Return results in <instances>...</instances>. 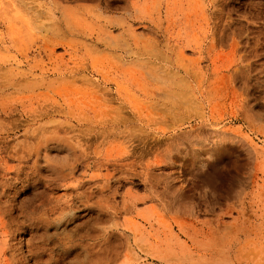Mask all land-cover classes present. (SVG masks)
<instances>
[{"label":"rangeland","instance_id":"374dc122","mask_svg":"<svg viewBox=\"0 0 264 264\" xmlns=\"http://www.w3.org/2000/svg\"><path fill=\"white\" fill-rule=\"evenodd\" d=\"M0 264H264V0H0Z\"/></svg>","mask_w":264,"mask_h":264},{"label":"bare ground","instance_id":"6f19581e","mask_svg":"<svg viewBox=\"0 0 264 264\" xmlns=\"http://www.w3.org/2000/svg\"><path fill=\"white\" fill-rule=\"evenodd\" d=\"M235 43V42H234ZM235 45V44H234ZM125 52V51H124ZM127 53V52H126ZM141 56V55H140ZM2 68V67H1ZM117 86H119V85H117ZM161 95V94H160ZM164 95V94H163ZM2 110V109H1ZM111 111V110H110ZM121 112V111H120ZM122 119V118H121ZM126 119V118H125ZM100 132H101V130H100ZM106 133V132H105ZM108 135V134H107ZM139 140V139H138ZM137 141V140H136ZM138 143H139V141H138ZM154 151V150H153ZM11 186V185H10ZM11 216V215H10Z\"/></svg>","mask_w":264,"mask_h":264}]
</instances>
